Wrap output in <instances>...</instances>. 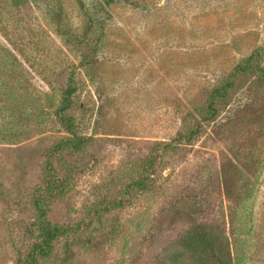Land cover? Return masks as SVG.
Instances as JSON below:
<instances>
[{
	"label": "rangeland",
	"instance_id": "rangeland-1",
	"mask_svg": "<svg viewBox=\"0 0 264 264\" xmlns=\"http://www.w3.org/2000/svg\"><path fill=\"white\" fill-rule=\"evenodd\" d=\"M254 49L264 65V0H0V264L39 239L33 200L48 151L68 135L55 111L70 76L68 114L89 143L54 159L72 187L47 218L71 229L38 264H192L181 238L194 223L230 248L238 238L244 264H264V89L249 78L167 150L152 188L123 193L132 165L193 125L210 87Z\"/></svg>",
	"mask_w": 264,
	"mask_h": 264
},
{
	"label": "trees",
	"instance_id": "trees-1",
	"mask_svg": "<svg viewBox=\"0 0 264 264\" xmlns=\"http://www.w3.org/2000/svg\"><path fill=\"white\" fill-rule=\"evenodd\" d=\"M90 24L92 25V23ZM88 28H91L90 25ZM86 42L91 46L92 54H94L98 43L94 40H87ZM90 59L91 56L89 58L88 55L83 56V62L85 63ZM243 78H249L256 86L264 89V65L262 64V52L260 49H254L248 55L240 58L226 74L221 76L210 87L203 105L196 110L198 118L193 125L186 130L177 131L168 141L157 142L145 160L132 165L130 172L135 177L124 183L123 193H129L131 190L142 192L152 188L154 183L152 176L156 172L158 165L162 162V158L167 150L176 151L180 145L190 143L200 133L203 124L209 123L217 117L220 104L227 99L230 93L237 87L238 82ZM75 91V80L73 76H70L55 111L59 123L68 135L62 137L48 151L45 162L44 186L33 200V206L36 210L35 227L38 231L39 239L32 244L26 256L17 257L15 264H38L39 259L50 254L53 242L58 237L66 235L71 229L69 226L52 224L47 218L46 206L51 199L64 196L72 187V182L68 175H64L63 177L57 175L58 173L53 165L56 156L62 151L70 150L75 152L83 150L89 143V137L76 132L75 119L68 114V110L73 104ZM261 127L264 139V122ZM260 168H264V163L260 165ZM125 174H129V172ZM259 182L258 176L254 180H251V186L248 187L247 195L250 197L253 195V188ZM126 201L127 198L120 197L113 201H108L107 206L99 207V209L102 211L109 206L110 208L121 207ZM242 211L243 214L239 215L242 224L241 228L246 227L248 231L251 225L250 214L252 211L250 205ZM236 240L232 242L234 244L230 248L228 238L215 230L211 225L194 223L188 227L181 238V244L184 248L197 255L191 256L193 258L192 264H244L248 256L244 255L243 247L238 248L240 240L238 238Z\"/></svg>",
	"mask_w": 264,
	"mask_h": 264
}]
</instances>
